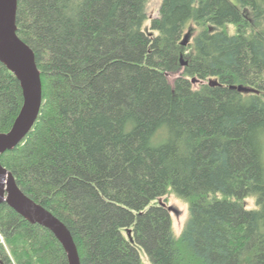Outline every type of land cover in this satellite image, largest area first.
I'll return each instance as SVG.
<instances>
[{"label":"trees","instance_id":"obj_1","mask_svg":"<svg viewBox=\"0 0 264 264\" xmlns=\"http://www.w3.org/2000/svg\"><path fill=\"white\" fill-rule=\"evenodd\" d=\"M151 1L18 0L43 104L0 163L81 264H264V0H160L150 20ZM22 105L0 63V133ZM169 189L188 203L179 238ZM0 264L68 260L1 205Z\"/></svg>","mask_w":264,"mask_h":264},{"label":"water","instance_id":"obj_2","mask_svg":"<svg viewBox=\"0 0 264 264\" xmlns=\"http://www.w3.org/2000/svg\"><path fill=\"white\" fill-rule=\"evenodd\" d=\"M18 0H0V63L18 80L23 105L11 129L0 133V156L17 148L33 129L43 104L42 83L36 58L31 48L17 35ZM186 35L181 46L185 47ZM181 67H186L180 57ZM193 84L196 80L192 81ZM214 85V83H210ZM239 92H247L243 87H231ZM6 205L31 225H39L56 238L66 253L68 264H81L73 237L68 228L50 211L27 197L18 187L13 175L0 163V206Z\"/></svg>","mask_w":264,"mask_h":264},{"label":"rangeland","instance_id":"obj_3","mask_svg":"<svg viewBox=\"0 0 264 264\" xmlns=\"http://www.w3.org/2000/svg\"><path fill=\"white\" fill-rule=\"evenodd\" d=\"M232 3H236V0H230ZM160 0H152L148 5L147 14L149 19L152 20L158 16V11L160 7ZM149 20V21H150ZM149 21L146 24V28H149ZM189 36V33L186 34ZM185 35V36H186ZM184 36V37H185ZM183 37V38H184ZM183 40V39H182ZM189 42V40H188ZM188 44V43H187ZM187 46V45H186ZM173 78H170V82L172 83ZM157 204L164 203L170 210V217L172 222V233L175 238H179L181 232L187 222L188 219V203L182 198L175 195L170 189L166 196L161 197L156 200ZM247 208H253V203L250 200H247ZM140 257L144 262H147V258L142 250H140Z\"/></svg>","mask_w":264,"mask_h":264}]
</instances>
